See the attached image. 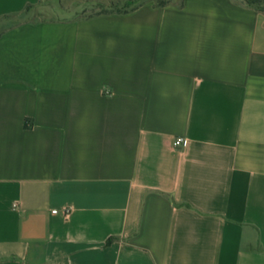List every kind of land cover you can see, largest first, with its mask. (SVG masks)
Masks as SVG:
<instances>
[{
    "label": "crops",
    "instance_id": "crops-1",
    "mask_svg": "<svg viewBox=\"0 0 264 264\" xmlns=\"http://www.w3.org/2000/svg\"><path fill=\"white\" fill-rule=\"evenodd\" d=\"M40 2L0 0V264H264V13Z\"/></svg>",
    "mask_w": 264,
    "mask_h": 264
},
{
    "label": "trees",
    "instance_id": "trees-1",
    "mask_svg": "<svg viewBox=\"0 0 264 264\" xmlns=\"http://www.w3.org/2000/svg\"><path fill=\"white\" fill-rule=\"evenodd\" d=\"M242 4L260 10L264 13V0H239ZM92 6L89 8H83L81 11L80 18H89L100 14L110 13H127L145 3H152L154 6H163L166 4H177L183 5L184 0H85ZM77 19V18H75Z\"/></svg>",
    "mask_w": 264,
    "mask_h": 264
},
{
    "label": "rangeland",
    "instance_id": "rangeland-1",
    "mask_svg": "<svg viewBox=\"0 0 264 264\" xmlns=\"http://www.w3.org/2000/svg\"><path fill=\"white\" fill-rule=\"evenodd\" d=\"M91 6L90 3L85 1L41 0L32 9L30 17L33 19L71 20L78 18L83 8Z\"/></svg>",
    "mask_w": 264,
    "mask_h": 264
},
{
    "label": "built area",
    "instance_id": "built-area-1",
    "mask_svg": "<svg viewBox=\"0 0 264 264\" xmlns=\"http://www.w3.org/2000/svg\"><path fill=\"white\" fill-rule=\"evenodd\" d=\"M185 138L183 136H176L172 140V145L175 148H180L184 143Z\"/></svg>",
    "mask_w": 264,
    "mask_h": 264
}]
</instances>
